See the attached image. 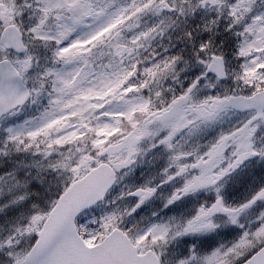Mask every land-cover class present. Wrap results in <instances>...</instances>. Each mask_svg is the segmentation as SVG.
I'll return each mask as SVG.
<instances>
[{"label": "snow or ice", "instance_id": "6c2138e0", "mask_svg": "<svg viewBox=\"0 0 264 264\" xmlns=\"http://www.w3.org/2000/svg\"><path fill=\"white\" fill-rule=\"evenodd\" d=\"M0 264H264V0H0Z\"/></svg>", "mask_w": 264, "mask_h": 264}]
</instances>
